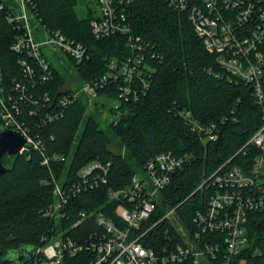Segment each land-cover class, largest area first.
I'll return each mask as SVG.
<instances>
[{"label":"trees","instance_id":"trees-1","mask_svg":"<svg viewBox=\"0 0 264 264\" xmlns=\"http://www.w3.org/2000/svg\"><path fill=\"white\" fill-rule=\"evenodd\" d=\"M27 1L37 23L88 47L91 59L77 69L83 79L105 74L110 59L129 53L124 35L94 37L92 16L81 17L77 12L79 0ZM16 12V4L0 1V71L8 88L14 80L24 78L19 63L23 55L12 49L19 23L11 22L9 17ZM129 19L134 33L149 41L157 56L150 59L154 71L148 93L141 100L122 106L120 119L110 123L111 132L102 128L95 115L88 114L87 104L81 99L48 120L44 115L30 114L32 100H20L18 92L10 91L21 102L23 112L19 119L33 136L43 141L44 149L31 148L18 157H3L9 170L0 177V264H30V253L44 243L43 237L54 233L55 223L43 215V210L55 200L54 184L49 181L52 173L42 164L43 152L49 156L63 155L64 161L52 164L54 174L60 178L66 171L72 181L92 160L111 163L109 183L75 196L69 208L71 218L63 221L67 234L80 242L92 232L103 231L93 218L73 227L81 211H105L116 218L117 202L110 201L109 187L129 186L138 170L158 154L190 153L192 159L172 176L171 183L161 192L155 212L143 224V229L154 226L144 241L156 249L166 245L174 248L176 243H182L174 223L169 219L161 221L169 210L176 209L186 229L197 230L194 217L197 211L210 207L216 189L214 175L235 164L249 168L258 153L256 147L245 146L263 124V108L256 101L253 86L231 80L216 57L207 51L187 14L175 11L166 0H136L129 10ZM51 69V81L36 88L29 83V87L38 99L49 91L51 100L57 103L61 97L59 90L71 89L52 62ZM113 91L115 88L110 86L100 90L99 95L116 96ZM52 109L49 111L53 112ZM181 110L191 111L203 124H215L218 139H204L183 118ZM114 142L125 151L113 150ZM248 228L250 262L264 264V212H252ZM203 237L214 243L222 240L223 233L209 230ZM93 258L94 253L85 251L66 258L65 264H90Z\"/></svg>","mask_w":264,"mask_h":264},{"label":"built area","instance_id":"built-area-1","mask_svg":"<svg viewBox=\"0 0 264 264\" xmlns=\"http://www.w3.org/2000/svg\"><path fill=\"white\" fill-rule=\"evenodd\" d=\"M91 1L98 7L90 10L94 37L104 39L124 35L129 53L123 58L110 59L106 73L87 79L81 89L59 90L61 97L57 103L51 100L49 91H45L43 99H38L29 87V83L36 88L54 77L43 46L52 45L54 49L64 51L76 70L91 59L90 50L84 43L44 26L47 39L40 41L33 28L36 15L29 9L27 0H18L15 16L9 17L11 22L19 23V33L12 49L23 55L19 63L24 78L14 80V85L8 88L0 71V120L3 127L18 130L26 137L27 145L22 154L31 148L43 150L44 143L33 136L27 124L19 119L23 112L20 100L34 102L30 114L44 115V119L53 120L64 113L63 109L81 99L83 93L95 107L94 101L100 90L113 86L116 96H107L119 101L112 109L116 115L110 123H114L120 119L124 104L141 100L151 88L154 68L150 59L157 54L149 41L133 31L129 10L136 0ZM166 2L175 11L187 14L207 51L216 57L218 65L231 80L253 86L256 101L263 108V124L245 146L256 147L258 153L249 168L235 164L214 175L216 189L210 207L197 211L194 217L197 230L191 232L186 229L179 221L176 209L169 210L161 221L169 219L174 223L182 243H176L174 248L166 245L156 249L144 241L154 226L143 229V224L155 212L161 192L171 183L172 176L192 159L190 153L158 154L147 163L144 173L133 176L129 186L109 187L110 201L117 202L114 209L116 218L105 211H81L73 227L93 218L103 231L92 232L80 242L67 234L68 228L64 227L63 221L71 218L69 208L75 196L109 183L111 163L92 160L78 171L77 180L72 181L66 171L57 178L52 168L53 163L64 161L65 157L57 153L49 156L43 152L42 164L52 173L49 181L54 184L55 197L43 210V215L55 223V228L50 237L42 238L44 243L35 249L30 264H65L66 258L76 257L85 251L94 253L90 264H252L248 222L252 212H264V0ZM10 91L18 92L20 100ZM52 107L53 112H50ZM180 114L204 139H218L215 124L201 123L189 110H181ZM209 230L222 232V240L212 243L204 239L203 234Z\"/></svg>","mask_w":264,"mask_h":264},{"label":"rangeland","instance_id":"rangeland-1","mask_svg":"<svg viewBox=\"0 0 264 264\" xmlns=\"http://www.w3.org/2000/svg\"><path fill=\"white\" fill-rule=\"evenodd\" d=\"M9 3H14L16 4V7H18V0H8ZM77 12L81 17H86L87 15L90 14V10H96L98 9L97 5L94 4L91 0H79L77 4ZM38 21L34 20L33 21V28L36 33L39 34V40L43 41L47 39V34L43 29V26H38ZM43 52L46 58L52 64L59 69V71L65 76L67 84L66 87L72 90H79L83 87L84 83L87 81L81 77V74L74 68L73 61L71 58L65 54L64 51L54 49V46L52 45H46L43 46ZM90 98L83 93L81 95V100L87 104L88 107V114H93L95 117L99 120L101 123V126L103 129H105L108 132H111L110 128V122L115 119V112L112 110L115 108L118 104L119 101L116 98H111L110 96L107 95H99L96 100L94 101L95 107L93 104H90ZM84 125L81 127L79 131V135L77 137H80L82 130H83ZM116 141V140H115ZM111 148L115 151H125L119 144L118 142H114L111 145ZM72 156L71 154L68 159H67V164L69 165L70 162L72 161ZM138 173H144V169H139Z\"/></svg>","mask_w":264,"mask_h":264},{"label":"water","instance_id":"water-1","mask_svg":"<svg viewBox=\"0 0 264 264\" xmlns=\"http://www.w3.org/2000/svg\"><path fill=\"white\" fill-rule=\"evenodd\" d=\"M26 145V137L18 130L7 127L0 129V177L9 170V166L4 163L3 157L5 155L18 157L22 154L23 148ZM34 251L30 253L31 256Z\"/></svg>","mask_w":264,"mask_h":264}]
</instances>
